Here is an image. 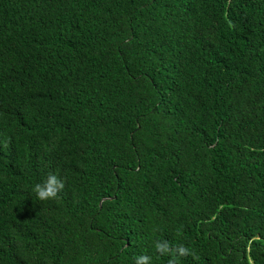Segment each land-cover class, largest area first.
Here are the masks:
<instances>
[{"label": "trees", "instance_id": "trees-1", "mask_svg": "<svg viewBox=\"0 0 264 264\" xmlns=\"http://www.w3.org/2000/svg\"><path fill=\"white\" fill-rule=\"evenodd\" d=\"M140 256L264 264V0H0V264Z\"/></svg>", "mask_w": 264, "mask_h": 264}, {"label": "clouds", "instance_id": "clouds-1", "mask_svg": "<svg viewBox=\"0 0 264 264\" xmlns=\"http://www.w3.org/2000/svg\"><path fill=\"white\" fill-rule=\"evenodd\" d=\"M63 187V183L61 179L55 175H49L47 181L43 184L37 183L34 185L33 190L36 193V196L40 200H48L53 199L57 196L58 191ZM155 248L158 249L160 252L167 254L169 252V245L167 242L155 243ZM188 249L181 247L179 249L180 255L186 253ZM148 260L147 256H140L137 258V264H143Z\"/></svg>", "mask_w": 264, "mask_h": 264}]
</instances>
